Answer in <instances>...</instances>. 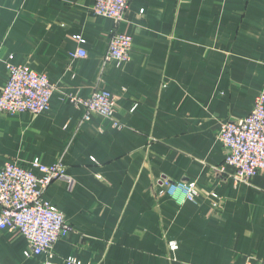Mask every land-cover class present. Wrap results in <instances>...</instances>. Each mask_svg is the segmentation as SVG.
<instances>
[{"label": "crops", "instance_id": "0c3cea01", "mask_svg": "<svg viewBox=\"0 0 264 264\" xmlns=\"http://www.w3.org/2000/svg\"><path fill=\"white\" fill-rule=\"evenodd\" d=\"M94 2L0 0V93L11 55L57 88L44 113L0 114V169L63 161L72 182H53L45 199L73 228L53 260L25 257L27 239L0 230V264L264 261V171L235 182L219 140L264 91V0H131L120 26L131 61L104 68L115 23L94 16ZM80 48L87 57L72 59ZM99 89L115 96L122 129L99 115L83 122L70 100ZM161 178L197 183L199 204L160 195Z\"/></svg>", "mask_w": 264, "mask_h": 264}, {"label": "built area", "instance_id": "2783aa9c", "mask_svg": "<svg viewBox=\"0 0 264 264\" xmlns=\"http://www.w3.org/2000/svg\"><path fill=\"white\" fill-rule=\"evenodd\" d=\"M130 1L95 0L90 9L94 16L109 18L115 23L103 68L110 63L121 67L131 61L133 38L120 31V26L126 22ZM75 40L81 45L86 42L81 36ZM70 57L85 59L87 52L80 48ZM6 68L8 80L0 93V114L14 116L29 112L39 115L50 109L57 88L48 75L15 64L12 55L6 61ZM70 100L82 109L83 122L99 115L117 129L124 127L115 118L117 103L110 91L99 89L87 98L73 95ZM219 140L227 150L225 165L234 169L232 178L235 182L247 184L264 171V91L258 95L248 117L222 123ZM55 181L72 182L63 161L48 166L35 159L28 167L9 161L0 169V230L18 231L27 239L29 248L24 252L27 258L46 256L53 260L57 243L73 232L66 216L45 199L47 189ZM157 183L161 188L160 195L168 194L179 206L187 202L199 204L202 190L197 183L173 182L166 178ZM209 197L214 208L221 205L217 193L211 192ZM169 248L172 252L177 251L178 243L171 241ZM67 264L79 262L71 257ZM246 264H264V261L250 259Z\"/></svg>", "mask_w": 264, "mask_h": 264}]
</instances>
